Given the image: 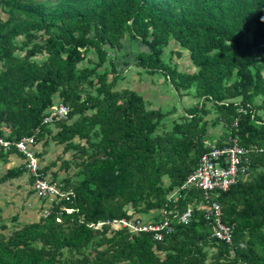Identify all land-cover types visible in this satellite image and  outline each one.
Here are the masks:
<instances>
[{"label": "trees", "instance_id": "16d2710c", "mask_svg": "<svg viewBox=\"0 0 264 264\" xmlns=\"http://www.w3.org/2000/svg\"><path fill=\"white\" fill-rule=\"evenodd\" d=\"M127 38L145 47L139 72L162 73L194 100L169 130L160 131L175 112L120 87L114 53ZM184 50L194 72L171 63ZM56 101L71 108L70 119L47 124ZM219 124L229 137L213 146L237 140L249 150L248 173L215 194L223 221L235 225L233 244L213 237L204 211L180 222L203 200L202 191L180 187L213 148L210 127ZM38 128V143L73 150L64 169L75 159L81 169L51 176L68 196L48 217L24 223L16 214L10 228L0 210V264H264V0H0V138L17 143ZM12 154H21L15 144H0L1 161ZM26 171L10 167L0 181ZM163 211L174 229L162 239L111 224L156 222Z\"/></svg>", "mask_w": 264, "mask_h": 264}, {"label": "built area", "instance_id": "2783aa9c", "mask_svg": "<svg viewBox=\"0 0 264 264\" xmlns=\"http://www.w3.org/2000/svg\"><path fill=\"white\" fill-rule=\"evenodd\" d=\"M71 108L64 102L56 101L47 110L44 122L47 124L55 123L60 120L70 119ZM40 129L28 136L23 137L17 143L5 141L0 138V144L7 148L15 144L17 151L25 155L26 169L30 177H35L33 186L39 198L46 200V208L43 216L51 214V208L58 204L60 200L68 196L66 190L62 189V184L53 180L50 174L41 171L40 152L38 136ZM205 153L196 168L189 174L180 190H200L203 192V200L195 205H189L187 211L180 216V222L188 224L192 221L195 210L205 212L206 218L210 221L213 230V237L233 244L235 235V225L226 224L223 221L224 211L222 204L215 198L217 191H226L231 186L238 183L249 171V150L241 146L237 140L232 145L215 147ZM178 191H173L169 195V200L176 198ZM111 221L106 222L109 224ZM103 224V223H102ZM113 225L128 228L132 232H154L156 239H162L163 231L171 232L174 225L167 211L162 212V219L156 222H146L137 216L132 219L114 220ZM101 225V224H100ZM245 247L244 243H241ZM233 255H235L233 253ZM239 264H248L241 262Z\"/></svg>", "mask_w": 264, "mask_h": 264}, {"label": "rangeland", "instance_id": "374dc122", "mask_svg": "<svg viewBox=\"0 0 264 264\" xmlns=\"http://www.w3.org/2000/svg\"><path fill=\"white\" fill-rule=\"evenodd\" d=\"M2 16L4 19L8 17L6 13H3ZM174 44L175 42H172L169 50H166L164 54L167 59H169L170 49H176V45ZM143 47L144 46L141 41H137L136 44L127 38L123 50H121L119 53L115 51L114 54H116L117 57L116 60L119 71L125 74L124 77L120 78L119 83L121 88L128 87L143 94L147 101L148 107L161 108L164 110V112H175L166 119L165 127L160 129L162 132L164 130L171 129L174 120H181V115L184 113L185 108H187L189 105H192L194 100L193 98H190V96L186 95V93H184V95H180L170 80H167L162 73L150 74L147 72H139L140 69L135 65V63L138 58V53ZM182 52V56L173 54L171 63L177 65L179 69L187 70L188 72H194L197 70V67L192 64L189 58V51L184 50ZM91 56L95 58L96 53L92 52ZM126 62L128 65H126ZM262 101L263 98L258 97L256 103L261 104ZM215 116L216 114L213 112L212 116L210 117L211 120ZM52 128L55 132L57 131V128L54 125ZM6 129L8 130V128ZM209 134V142L214 145L224 138L229 137V130L225 129L222 124H219L218 126H211ZM47 138L50 139V136H47ZM39 148L40 151H42L40 155L41 167H45L49 164H52L54 160H58V163L55 165L52 164V168L47 171V174H50L53 178V174L56 172L58 173V179H63L69 176L72 177L78 170L81 169L80 166L76 164L79 162L78 159L73 160V163L69 169H64L61 166L63 160H70L73 158V150L66 153L64 151L63 145H59L52 140H50L49 143H44L42 140L41 142L39 141ZM10 156L15 157V154ZM16 164L18 166L22 165L26 167L25 160L23 162L18 160L16 161ZM8 166L9 165L5 161L0 160V177L4 176ZM29 179L30 174L29 172H26L21 177L12 179L6 183L0 181V207L3 208L2 216L9 224L10 228L15 224L13 221V216L16 214L20 215L21 221L24 223L33 220L31 219V216L34 217V202L36 199L34 197L35 189L33 182H31V184L28 183ZM165 182L166 184L170 182L168 177H165ZM24 206H26V208ZM156 215L157 214L155 213H151L143 216L145 218H154Z\"/></svg>", "mask_w": 264, "mask_h": 264}, {"label": "crops", "instance_id": "0c3cea01", "mask_svg": "<svg viewBox=\"0 0 264 264\" xmlns=\"http://www.w3.org/2000/svg\"><path fill=\"white\" fill-rule=\"evenodd\" d=\"M24 161L25 159L22 157V155L20 154H15V157L13 156V157H11L10 156V162H6L9 166H8V168H10V167H13V166H11V165H14V166H18L17 164H16V161ZM7 168V169H8ZM6 169V170H7ZM20 180V179H19ZM31 179H29L28 180V183H30L31 184ZM4 183V182H3ZM6 183V182H5ZM34 197H35V199H36V201L34 202V217H32L31 216V219H33V220H31V221H37V220H39V217L41 218V209H42V207H43V205H44V200H42V199H40V198H38L37 197V195L35 194V192H34ZM25 208H26V206H24ZM24 207H22V208H24ZM0 210H2L3 211V208L2 207H0Z\"/></svg>", "mask_w": 264, "mask_h": 264}, {"label": "clouds", "instance_id": "9594fccd", "mask_svg": "<svg viewBox=\"0 0 264 264\" xmlns=\"http://www.w3.org/2000/svg\"><path fill=\"white\" fill-rule=\"evenodd\" d=\"M26 172H28V171H26ZM36 192V191H35ZM39 198V197H38ZM41 199V198H40ZM46 204H47V202L45 201V206L44 207H42V211H41V217H44L43 216V211H44V209L46 208ZM46 218V217H45Z\"/></svg>", "mask_w": 264, "mask_h": 264}, {"label": "bare ground", "instance_id": "6f19581e", "mask_svg": "<svg viewBox=\"0 0 264 264\" xmlns=\"http://www.w3.org/2000/svg\"><path fill=\"white\" fill-rule=\"evenodd\" d=\"M193 205V204H192ZM139 218V217H138ZM140 219V218H139ZM142 220V219H141ZM145 221V220H144ZM138 233H140V232H138ZM154 233V232H153Z\"/></svg>", "mask_w": 264, "mask_h": 264}]
</instances>
